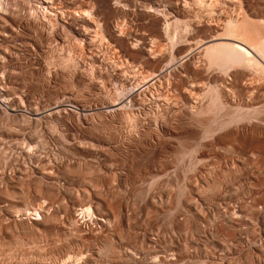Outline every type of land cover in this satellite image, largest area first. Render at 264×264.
Instances as JSON below:
<instances>
[{"label":"rangeland","instance_id":"374dc122","mask_svg":"<svg viewBox=\"0 0 264 264\" xmlns=\"http://www.w3.org/2000/svg\"><path fill=\"white\" fill-rule=\"evenodd\" d=\"M243 20L264 40V0H0V264H264L263 57L206 50Z\"/></svg>","mask_w":264,"mask_h":264},{"label":"bare ground","instance_id":"6f19581e","mask_svg":"<svg viewBox=\"0 0 264 264\" xmlns=\"http://www.w3.org/2000/svg\"><path fill=\"white\" fill-rule=\"evenodd\" d=\"M231 25H233V24H231ZM255 28L256 27H254V29ZM252 29H253L252 26L250 27L249 25L248 26L246 25V21L243 20L241 22H238V24H236L235 26H233V27L231 26L230 32L228 31V33L226 32L227 34L225 33V35H227V36L229 35V36H232V37L228 36V37H223V38H217L219 40H229V41L228 42H219L216 45L207 46V48H206V50H208L207 53L209 51H211V53L212 52H217V54H218V52H219L218 55H220V57H224V55H221V54H223L225 52L224 54H226L228 56V58H235V60L237 59L240 63L241 62H243V63H252V62H255V61L258 62V59L255 58L254 56H252L250 54L249 50H247L248 51L247 52V51H245L243 49V47H244L243 45H245L249 49L252 48V50H253V48H254L255 50H258L257 52H259V54L262 55L263 63H264V42H263L264 40L263 39L261 40V38L258 36V34L260 32V30L258 31L259 28L257 30L255 29L258 32V34H256V32H252ZM261 32H260V34H261ZM212 40H214V39H212ZM240 44H243V45H240ZM206 45L207 44H205V47H206ZM209 53H208V55H209ZM218 55L216 57H218ZM212 58H214V56ZM215 58H214V60H215ZM259 61H261V60H259ZM260 63L262 64V61ZM258 69H260V68H258ZM84 212H87V211L85 210ZM89 212H90V210H89Z\"/></svg>","mask_w":264,"mask_h":264}]
</instances>
